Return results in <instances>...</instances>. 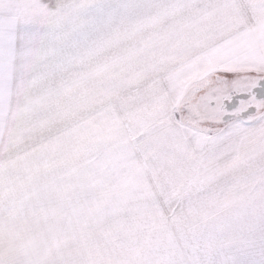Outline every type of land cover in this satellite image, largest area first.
<instances>
[{"label":"snow or ice","instance_id":"6c2138e0","mask_svg":"<svg viewBox=\"0 0 264 264\" xmlns=\"http://www.w3.org/2000/svg\"><path fill=\"white\" fill-rule=\"evenodd\" d=\"M0 264H264V0H0Z\"/></svg>","mask_w":264,"mask_h":264}]
</instances>
